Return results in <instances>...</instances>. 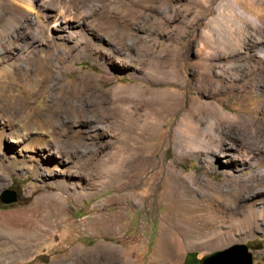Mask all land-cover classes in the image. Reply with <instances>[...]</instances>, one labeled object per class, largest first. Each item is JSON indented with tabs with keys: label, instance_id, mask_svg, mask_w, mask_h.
Wrapping results in <instances>:
<instances>
[{
	"label": "rangeland",
	"instance_id": "374dc122",
	"mask_svg": "<svg viewBox=\"0 0 264 264\" xmlns=\"http://www.w3.org/2000/svg\"><path fill=\"white\" fill-rule=\"evenodd\" d=\"M40 2L71 14L76 24L70 39L66 35L51 41L53 29L34 22ZM239 4L255 7L258 13V0H239ZM2 24L41 40L45 50L33 54L58 78L57 84L48 79L38 92L28 85L31 72H16L0 82V114L27 120L22 128L40 130L43 125L60 144L59 152L49 154L41 153L39 147L30 149L23 162L8 169L2 167L3 151L15 143L6 137L0 145V191L8 188L16 194L13 202H0V228L21 232L19 241L29 250L27 256L17 254L10 264H110L106 257H95L111 251L123 255L124 264H180L189 250L200 256L234 243L245 244L251 264H264V219L253 232L238 230L232 237L227 234V222L216 234L217 225L211 219L215 212L248 206L253 192L264 188V162H241L220 171L209 164H225L226 156L219 152L206 159L203 151L178 150L176 125L193 101H216L221 96L218 103L230 111L254 113L257 124L260 119L258 131L243 132L255 152L264 154V94L253 82L264 69V61L251 51L253 47L243 48L236 62L254 67V73L240 83L242 92L226 89L225 75L221 82L227 91L213 99L194 76L206 70L208 78L216 79L211 63L227 65L224 59L212 60L206 53L232 47L237 19L231 0H0ZM205 31L211 32L210 38ZM33 54L27 50L17 63L31 64L28 59ZM80 74L86 77L88 88L80 83ZM154 90L179 96L181 109L158 119L151 117L147 106L156 100ZM20 102L24 107L17 111ZM75 119L95 123L97 128H77ZM123 130L130 137L124 139ZM237 145L228 143L224 148L234 153ZM135 146L142 164L131 172L128 149ZM170 166L185 174L187 184L169 181ZM214 184L230 193L219 195ZM237 185L242 188L233 193ZM49 192H60L65 200L55 205L38 227L41 230L34 227L24 238L26 219L20 215ZM254 197L258 206L262 204L264 196ZM172 216L173 230L179 232L189 225L201 240L189 244L180 233L181 245L161 246L162 222ZM215 236L217 241L212 240ZM27 240L31 244L26 245ZM5 246L10 249L13 243H0V250Z\"/></svg>",
	"mask_w": 264,
	"mask_h": 264
},
{
	"label": "bare ground",
	"instance_id": "6f19581e",
	"mask_svg": "<svg viewBox=\"0 0 264 264\" xmlns=\"http://www.w3.org/2000/svg\"><path fill=\"white\" fill-rule=\"evenodd\" d=\"M231 1L233 2V12L235 18L237 19V28L236 30L232 31L231 34L233 41L232 47L228 48V51L225 50L223 52H214L213 50L207 49L206 53V57L212 60L224 59L227 65L222 66L220 64L221 66H219L217 65L218 63H211V65L213 66V74L216 79L208 78L206 70H203L202 72L196 71L194 73L196 80L201 83L202 89L207 93L208 97L212 98L215 94L218 96L219 93H225L227 91L226 89L228 88L239 89L241 87V81L248 78L252 73H254V67L253 65L248 64L249 62L245 63L246 65H244L243 67L239 66L236 63L240 60V55L244 53L243 51H241L243 48L248 49L250 46H252L253 50L251 51H256L258 53L257 55L259 56V59L264 61V0H258V13L255 7V9L253 7L247 9L240 6L239 0ZM22 13L23 12L17 13L15 15L17 16L18 14ZM17 19L18 21L20 20L19 18ZM30 21L32 22V20ZM20 22L22 23V21ZM34 22H36L37 25H46L48 29H53V34L50 37L51 41L54 38L60 39L63 36L65 37L66 35L69 36V34H73L71 28L74 24H76V22L72 19L71 14L68 13V11H66L64 8L51 6L42 2L39 3ZM248 29H251L249 36L247 35L249 31ZM205 35L209 36L210 38L211 32L205 31ZM221 39H223L222 36ZM27 50H29V52H32L33 54L34 51H44L45 48L41 40L35 38L32 35H28L26 31L25 33L15 32L13 31L12 26L8 27L6 26V24H2L0 26V82L7 81L9 76L13 73H21L23 71H27L31 72V74L33 75V79L31 82H28V85H30L31 87H35V90H37V92L41 91V88L45 85V82H47L48 79H52L54 83L57 84L58 78H55L51 74L50 70L41 64L40 60L37 61V55L33 54L31 55L32 57L28 59L31 64L17 63V61L25 56ZM245 54L248 55L249 52L246 51ZM225 75L227 76V80L229 82V85L225 86L226 89H224L223 83L221 82L222 78ZM78 77L81 80L80 83L82 84V86L88 88L89 85L86 77L81 74ZM253 82L259 86V90L264 94V69H260V71L258 72V78H256ZM74 83L75 82H73L72 84ZM68 86L69 84L66 83L65 90L67 92H69L70 88ZM240 91L242 92L241 88ZM154 92H157L156 100L152 103V105L147 106L149 107L150 113L152 114L151 117L158 119L166 112H175L181 109L179 96H175L171 92H166L164 94H162V92L158 90H154ZM221 99V96H219L217 97L216 101H193V103L189 107L188 112L177 122L176 125L178 150L184 147L187 150L195 152V154H199L201 151H203V155L206 159L214 158V155L219 152L221 155L226 156L224 159L225 164H221V166H218L213 162H209V164L219 169L220 171H224V167L231 168L232 166H239L241 162L246 163V161H248L250 164H262L264 162V154L259 151L255 152L254 148L252 147V142L249 141L248 137L243 132V129H248L251 133L258 131L257 128H260V124H262L261 122H259L260 119L258 118L257 124L256 114L254 113L238 114L230 111L224 105L218 103ZM262 104V106H264V100L262 101ZM142 105L144 104H140L139 106ZM137 106L135 108L139 109V107ZM22 107H24V105L20 102L19 106L17 105L15 108L17 111H19ZM127 111L128 116H132L133 111H131L130 109H128ZM74 122V125L77 128H82L84 126L89 127L93 130H96L97 128V125L95 123H90L83 119H75ZM23 123L28 124V121L22 120L21 122V120L19 119L0 114V145L6 137H9L10 141L15 143L11 150L5 148V151H3V156L5 157V160L3 161L5 162H3L2 167H4L5 169L23 162L27 156V152L30 149L39 147L41 148L40 152L46 154H49L48 152H54L55 150L59 152L60 150V144L54 140L53 134L48 128L44 127L43 125H40V130H35L30 126L22 128ZM123 131L126 132V136H124V139H126V137H130V132H127V130ZM234 142H237L239 145H237V147L235 148L234 153H230L224 148V145L229 143V145L232 146ZM137 149V146H135L134 149H128L132 152V158L127 163V169H129V171L139 168L142 164L140 155L136 152ZM40 158L41 154L36 157L38 161ZM1 163L2 161L0 162V168ZM167 174L170 178L169 181L173 184H187V180L184 177L185 174L174 166H170L168 168ZM207 186L208 185H205V187ZM211 186H213L214 190L219 195H227L228 193H230L227 190L220 189L218 184H214ZM191 188L192 187H190V189ZM241 188V185H237L234 188L233 193L240 192ZM262 191L264 192V188L261 190L256 189L251 196L253 197V199L250 198V202H248V206L246 207H241L240 204V206H238L237 208H228V210L226 211H220L219 214L215 212L211 219L217 225L215 227L216 234H218L222 230L221 228L224 222H227L226 227L229 237L234 236V233L238 230H243L250 233L253 232L255 230L254 227L258 225L259 221H262L264 219L262 212L264 210V200H262V204L258 206V203H256L254 197V195L258 196V193L261 196H264V193H262ZM62 199L65 200L64 197H61L60 192H49L41 194L39 196L36 206L32 208H26L22 215H20L22 219H26V225H24V227L22 228V230L25 231L24 238L30 233V230L32 228L35 227L36 230L42 229L38 227H41V224L46 221L49 214L54 211L55 205L58 204ZM99 220L101 219L99 218ZM174 224L175 221L173 216L169 221L162 222L164 228H162L161 230V246L166 247L170 243L174 246L181 245L182 237L180 236V233H184L185 237H183V239L186 243L190 244L201 240L200 238L195 237V235L192 234V232H196L195 228L189 225L184 226L182 224L184 227H181L179 232H177L173 230ZM20 236L21 232H8V230L0 228V243H13L12 248L8 249V246H5L7 249L4 248L3 250H0V264H10L13 258H15V256L19 253L23 254V256H27L29 254V250L27 249V247L25 248V246H22L23 242L19 241ZM4 238L7 239L5 240ZM217 238L218 237L215 236L214 238H212V240L217 241ZM205 240L207 241L210 239L205 238ZM29 241L30 240H27L25 242L26 245L31 244L29 243ZM93 255V257H95L96 254ZM104 257L108 258L110 264H124L127 261L123 257V255H118L115 251H111L109 253L105 252L100 257L96 256L95 258L103 259ZM51 264L59 263L58 261H53Z\"/></svg>",
	"mask_w": 264,
	"mask_h": 264
},
{
	"label": "water",
	"instance_id": "95a60500",
	"mask_svg": "<svg viewBox=\"0 0 264 264\" xmlns=\"http://www.w3.org/2000/svg\"><path fill=\"white\" fill-rule=\"evenodd\" d=\"M16 198L15 191L5 188L0 191V202L10 203ZM196 250L186 253L185 263L188 264H251V254L246 250L244 243H234L220 250L210 251L196 256ZM188 257L191 259L188 260Z\"/></svg>",
	"mask_w": 264,
	"mask_h": 264
},
{
	"label": "flooded vegetation",
	"instance_id": "af4514ba",
	"mask_svg": "<svg viewBox=\"0 0 264 264\" xmlns=\"http://www.w3.org/2000/svg\"><path fill=\"white\" fill-rule=\"evenodd\" d=\"M189 251H192V250H189ZM189 251H187V252H189ZM187 252H186V253H187ZM196 252H197V251H196ZM186 253H185V255H186ZM185 255H184V257H183V259H182V261H181V263H180V264H188V263H185V262H184V260H185ZM196 256H197V257H200L201 255H200V256H198V255L196 254ZM190 259H191V258H190V257H188V260H190ZM195 264H197V263H195Z\"/></svg>",
	"mask_w": 264,
	"mask_h": 264
}]
</instances>
